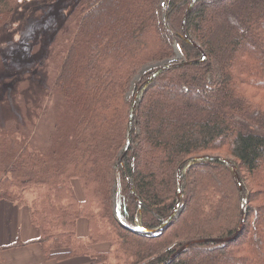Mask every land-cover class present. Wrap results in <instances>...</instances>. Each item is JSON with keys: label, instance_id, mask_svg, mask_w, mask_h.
Returning <instances> with one entry per match:
<instances>
[{"label": "trees", "instance_id": "16d2710c", "mask_svg": "<svg viewBox=\"0 0 264 264\" xmlns=\"http://www.w3.org/2000/svg\"><path fill=\"white\" fill-rule=\"evenodd\" d=\"M17 3L0 0V27ZM74 13L50 44L58 62L38 60L53 89L27 94V80L0 124V208L29 209L49 261L264 264V0H80ZM198 156L231 159L241 185ZM104 239L113 249L95 251Z\"/></svg>", "mask_w": 264, "mask_h": 264}, {"label": "rangeland", "instance_id": "374dc122", "mask_svg": "<svg viewBox=\"0 0 264 264\" xmlns=\"http://www.w3.org/2000/svg\"><path fill=\"white\" fill-rule=\"evenodd\" d=\"M79 1L18 0L11 21L0 27V124L4 123L5 119L15 116L13 114L20 113L21 108L17 102V93L19 90L27 88V80L30 82V90L25 92L27 94L31 92V94L40 96L46 88L53 89V86H50L51 83L47 80L44 68L43 71L40 69L42 62L38 60L39 58L47 59V71L48 68H52L58 62L61 56L58 46L54 45L52 47L50 44L52 45L56 38L59 40L64 37L60 35L66 31L67 17L76 11ZM75 14L72 16H75ZM38 42L43 53L41 55L37 50L38 48L36 49ZM175 59H182L180 51L177 52ZM19 75L26 84H19L21 83V79H18ZM220 154L223 155L221 152ZM72 185L79 200H84L80 181L75 179L72 181ZM15 207L17 211H15ZM29 214L28 208L17 206L12 202H6L2 207L0 242L4 248L0 263L6 261L12 264V262L18 261V264L19 262L20 264L21 262L31 264L40 262L43 264H92V259L88 256H76L65 261L47 260L40 244L31 242L38 238V235L35 234L29 237L22 234V225L28 222ZM88 230V219L80 217L77 231L79 237L86 239L89 233ZM19 239L22 240L21 244L11 245ZM103 241L94 243L95 251L99 253L110 252L113 249L112 243L105 241V239Z\"/></svg>", "mask_w": 264, "mask_h": 264}, {"label": "water", "instance_id": "95a60500", "mask_svg": "<svg viewBox=\"0 0 264 264\" xmlns=\"http://www.w3.org/2000/svg\"><path fill=\"white\" fill-rule=\"evenodd\" d=\"M191 8H189L188 9V11H187V13H186V16H185V19L187 18V15H188V12H189V10H190ZM183 29H184V27H183ZM186 40L189 42V43H191V44H193V45H195V46H197V47H199L200 48V46L195 42V41H193L191 38H189L188 36H186ZM206 60V55L204 54L203 55V57H202V59L200 60V61H205ZM166 67L165 66H160L159 68H157V70L150 76V78L148 79V81H147V83L148 84H150L162 71H164V69H165ZM138 99H139V94H137L136 96H135V99H134V102H133V104H132V109H131V114H130V119H129V124H128V138H129V141H128V146H129V144H130V142H131V134H132V125H133V120H134V117H135V115H136V107H137V102H138ZM128 146H127V148H128ZM214 158H218V159H221V160H224V161H226L227 163H229L230 165H231V167H232V170H233V172H234V174H235V176H236V178H237V180H238V182H239V184L241 185V176H240V174H239V170H238V168L235 166V164L233 163V161L231 160V159H227V158H223V157H215V156H198V157H194V158H192V160H201V159H214ZM182 182H181V179L179 180V198H178V204H177V206L175 207V209L173 210V212L171 213V215L168 217V219H167V221H166V223L165 224H167V223H169L177 214H178V212H179V210H180V202H181V187H182V184H181ZM243 192V190L241 189V193ZM136 196V195H135ZM139 203H140V201H139ZM244 219V218H243ZM243 222H244V220H242V224H243ZM164 224V225H165ZM242 224H241V226L239 227V229H238V231H237V233H236V235L234 236V237H236L237 235H238V233H239V231L241 230V228H242ZM163 225V226H164ZM161 228H159V230H160ZM233 239V238H232ZM227 240H229V239H227ZM217 241H225L224 239H219V240H217ZM190 244H185L183 247H181L178 251H177V254H179V253H181V252H183L188 246H189ZM176 255V254H175Z\"/></svg>", "mask_w": 264, "mask_h": 264}, {"label": "crops", "instance_id": "0c3cea01", "mask_svg": "<svg viewBox=\"0 0 264 264\" xmlns=\"http://www.w3.org/2000/svg\"><path fill=\"white\" fill-rule=\"evenodd\" d=\"M5 203L6 202H4L3 204H1L0 215H2V207L5 205ZM14 209H15V211H17V208L16 207ZM23 213H25V212H23ZM0 223H1V219H0ZM17 224H18V222H17ZM77 231H78V228H77ZM22 234L24 236H29V237H31V236H33L35 234L38 235L37 229L35 228L34 225H32L29 222V219H28V222L26 224H23L22 225ZM0 264H10V263H8V262L5 261L4 263H0ZM12 264H18V261L17 262H12ZM19 264H20V262H19ZM21 264H31V263H29V262H21ZM36 264H43V263L40 262V263H36Z\"/></svg>", "mask_w": 264, "mask_h": 264}]
</instances>
